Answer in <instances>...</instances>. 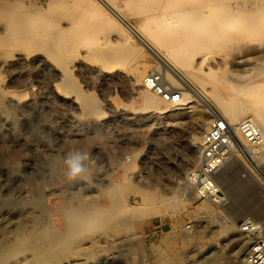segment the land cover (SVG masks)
Masks as SVG:
<instances>
[{
    "label": "rangeland",
    "instance_id": "obj_1",
    "mask_svg": "<svg viewBox=\"0 0 264 264\" xmlns=\"http://www.w3.org/2000/svg\"><path fill=\"white\" fill-rule=\"evenodd\" d=\"M242 1L251 0H223L219 2L220 9L223 11ZM179 2L206 6V12L211 9L209 6L215 5L214 0ZM123 3L125 6V0ZM127 9L123 10L127 15L125 20L136 26L143 13L135 15ZM233 36H236L233 43L216 44L210 49L215 54L214 74L204 82L210 90L227 98L225 100L237 97L249 102L252 99L241 97L228 86L264 81V36L249 38L237 33ZM134 47L138 59L127 67L130 78L135 80L126 88L111 85L101 92L88 85L75 69H68L67 74L79 84L81 91L93 93L100 104L104 116L99 127L74 126L70 123L71 118L79 113L60 107L57 102L50 124L45 123L38 112L17 111L2 93L6 81H0V143L3 142L0 144V253L1 247L7 248L8 244L4 243L19 241L16 237L27 231L33 235L27 236L28 232L25 237L23 235L26 242L37 241L28 244L21 254L17 253L19 258L9 244L10 250L7 248L5 254L3 251L0 254L6 258L4 264H25L27 261L23 260L30 259L34 252L28 253L32 250L35 255L41 253V257L37 255V261L43 264L40 262L47 258L49 242H55L59 232L67 230L65 213L82 207L89 209V205L96 203L110 208L114 202L106 192L112 187L119 189L125 198V206L142 224L136 221L134 228L117 225L125 220L126 212L116 217L115 226L106 229L102 228L104 220L93 222L88 234L77 236V244L71 241L73 243L67 244L51 263L96 264L100 260L99 264H239L238 246L250 237L242 232V228L247 224L259 225L264 219V187L258 180L257 170L245 160L230 158L217 176L225 195L224 203L217 205L213 201L196 200L187 176L200 163L191 162L190 152L210 129L199 134L198 120L203 116L205 122H209L212 116L201 106L194 110L179 106L177 109L181 110L166 115L145 110L142 92L153 95L143 87L147 75H158L175 89L177 86L158 71L157 58L139 42H135ZM240 61H249L245 67L248 72L238 75L249 76L250 80H238L231 75V64ZM157 99L163 106H169L159 97ZM112 110L117 111V117H110ZM126 116L137 119L126 121ZM63 120L69 121V126H64ZM78 151L88 156L84 161L86 171L81 177L69 180L65 158ZM259 167L264 169V161ZM113 199L117 202V198ZM173 199L179 200L177 210L168 205ZM205 207L206 212L203 211ZM196 222H201L205 228H198L192 237H185L191 235ZM39 240L41 243L45 240V243L38 248ZM168 240L174 245L171 254L165 243ZM30 246H33L32 250ZM7 254L14 255L9 258ZM15 256L17 258L13 259Z\"/></svg>",
    "mask_w": 264,
    "mask_h": 264
},
{
    "label": "bare ground",
    "instance_id": "obj_2",
    "mask_svg": "<svg viewBox=\"0 0 264 264\" xmlns=\"http://www.w3.org/2000/svg\"><path fill=\"white\" fill-rule=\"evenodd\" d=\"M123 1L0 0V81H6L2 93L9 99L10 106L22 113L38 112L43 121L50 124L55 109L53 106L57 102L60 107L70 108L79 113L71 118L70 123L74 126L99 127L104 116L100 104L95 100L93 93L87 94L81 91L79 84L67 74L68 69L69 67L75 69L88 85L100 89L101 92L111 85L126 88L129 82L135 80L130 78L127 64L130 62L134 64L138 59L134 43L139 42L145 50L157 58L158 71L177 86V89L179 87L183 90L182 107L187 106V110H194L201 106L206 108L204 112L212 116L209 122H205V118L201 115V120L197 119L199 134L203 135L211 127L214 118L221 116L226 119L237 142L240 140L238 125L243 121V117H246L244 120L250 119L257 123L264 135V81L251 82L248 85L245 82L246 86L233 83L228 86L236 90L241 97L252 99L249 102L237 97L225 100L227 98L224 99L220 94L210 90L211 88L204 82L205 78L214 74L215 54L210 51L213 46L233 43L236 39L233 33L249 38L264 36V0L242 1L235 6L229 5L223 11L219 3L223 0H214L215 5L209 6L211 9H207L209 10L207 12L206 6L187 5L179 0H125V6L130 12L134 11L135 15L140 16L143 13L142 19L136 26L125 20L127 15L123 11L124 8L126 9ZM248 62L232 63L231 75L233 74L238 80H250L249 76L238 75L241 72L246 73L244 71L248 72L245 68ZM54 64L57 66L55 67ZM126 91L128 92V89ZM142 101L143 107L150 113L166 115L181 110L175 106H163L157 97L145 92H142ZM110 113L111 118L118 116L117 111L112 110ZM135 119L137 118L127 117L126 121ZM61 123L69 126V121L63 120ZM199 140L200 142L195 144V150L190 152L191 162L194 164L201 162L200 158L206 146L205 135ZM262 161H264V153L257 158L248 157L247 164H252L258 174L261 172L259 165ZM218 186L223 192L219 183ZM106 195L112 200L109 201L117 204L113 203L110 204V208H104L96 203L89 205V209L82 207L65 213L67 230L59 232L60 235L55 242H49L46 248L47 258L40 259V263L50 264L67 244L71 241L75 242L77 236L87 233L93 222L104 220L102 228L106 229L118 222L116 220L118 215L126 212L125 220L122 219L123 221L118 222L117 225L134 228L136 221L142 224L141 220L134 217L131 209L125 206V198L118 188H110ZM114 197L117 198V202ZM168 205L177 210L179 200L173 199ZM203 211H207L206 207ZM198 228L205 227L201 222H196L191 228L193 230L192 233L190 232L191 235L187 234L185 237H192ZM14 230L18 233L17 229ZM40 232L45 236L48 235L43 231ZM23 235L16 237L20 238L19 241H15L14 238L12 243H4V245H13L9 248H14L15 255L21 254V251L28 247L29 243ZM29 235L33 234L29 233L27 236ZM257 237L255 231L246 238L247 240L239 244V264H248V255ZM45 240L42 243L39 240L41 244L38 248L45 243ZM75 243L77 244V241ZM165 243L168 254H171L174 251L172 241L168 240ZM32 247L30 246L31 250ZM7 248L1 247L3 253ZM33 252L35 253L34 250L29 253L27 251L29 255ZM34 253L30 259H25L23 262L38 264L37 255L41 257V253H36L37 255ZM5 259L0 257V264H4ZM99 261H96V264H99Z\"/></svg>",
    "mask_w": 264,
    "mask_h": 264
},
{
    "label": "built area",
    "instance_id": "obj_3",
    "mask_svg": "<svg viewBox=\"0 0 264 264\" xmlns=\"http://www.w3.org/2000/svg\"><path fill=\"white\" fill-rule=\"evenodd\" d=\"M143 87L170 106H182V90L165 83L158 75H147L143 80ZM238 132L239 142L234 138L225 118H214L205 135L206 146L200 165L188 176L192 195L196 200L213 201L217 205L224 203L225 195L218 186L217 176L228 160L236 158L248 161V157L257 158L264 153V135L257 123L250 119L243 120L238 125ZM258 180L264 187V169L258 173ZM255 231L258 237L250 249L248 264H264V219L258 226L247 224L242 228V232L247 234Z\"/></svg>",
    "mask_w": 264,
    "mask_h": 264
},
{
    "label": "clouds",
    "instance_id": "obj_4",
    "mask_svg": "<svg viewBox=\"0 0 264 264\" xmlns=\"http://www.w3.org/2000/svg\"><path fill=\"white\" fill-rule=\"evenodd\" d=\"M87 159V154L79 151L75 154H69L65 158V165L67 168L66 176L69 180H75L82 176V174L86 171L84 161Z\"/></svg>",
    "mask_w": 264,
    "mask_h": 264
}]
</instances>
